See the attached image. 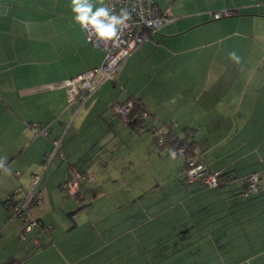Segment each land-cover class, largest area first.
Wrapping results in <instances>:
<instances>
[{
    "label": "crops",
    "instance_id": "obj_1",
    "mask_svg": "<svg viewBox=\"0 0 264 264\" xmlns=\"http://www.w3.org/2000/svg\"><path fill=\"white\" fill-rule=\"evenodd\" d=\"M155 1L171 20L70 104L66 80L104 58L73 22L71 0H0V157L11 172L19 153L35 152L13 166L20 178L0 171L3 236L14 233L0 264L12 255L17 264H264V184L249 191L243 181L264 173V0ZM129 95L179 134L191 128L199 159L234 177L185 181L183 155L160 152L114 111ZM55 137L62 145L44 166ZM76 169L91 178L67 195L62 183ZM40 171L43 203L30 214L46 227L21 240L23 220L4 199Z\"/></svg>",
    "mask_w": 264,
    "mask_h": 264
},
{
    "label": "built area",
    "instance_id": "obj_2",
    "mask_svg": "<svg viewBox=\"0 0 264 264\" xmlns=\"http://www.w3.org/2000/svg\"><path fill=\"white\" fill-rule=\"evenodd\" d=\"M133 4L136 5V10L132 12V20L128 22L129 27L121 34L118 46H112L110 44L105 45L103 43L98 44L95 38L90 42L88 33L83 30L87 40L92 45L104 51V58L99 65L91 67L66 80L65 84L68 89V101L71 104H82L87 99L90 92L103 81L113 79L119 65L147 38L148 34L158 31L164 24L171 20V17L162 10L155 0H124V3L117 5V10L124 6L131 9ZM231 13V11H224L213 13V15L214 17H221ZM149 24H151V26H149ZM129 109L130 103L116 106V110L124 115L122 118L126 121H128V119L125 115ZM30 127L37 133H42L44 135L49 134V128L42 123L34 122L30 124ZM53 142L54 150L46 154L44 166L47 165L55 151L62 145L60 137L55 138ZM188 164L189 167L186 170L185 181H203L209 185H219L218 172L210 170L199 158L194 156L190 157ZM40 176L41 173L39 172L32 175L29 187L26 190V197L24 201L19 203L21 214H25L27 229L34 227L37 222L34 221V219L32 220L29 214H26V210L23 212V209H26L33 201L37 205L43 203V195L35 189ZM90 178L91 175L89 172L84 173L76 169L72 171L71 176L65 181L62 187L67 189L68 193L77 195L81 193L82 181ZM243 181L244 183H248L247 189L252 191L259 185H262L261 181H264V176H261V173H254L248 175ZM21 237L24 238V234H21ZM34 241L38 242L37 238L34 239Z\"/></svg>",
    "mask_w": 264,
    "mask_h": 264
},
{
    "label": "trees",
    "instance_id": "obj_3",
    "mask_svg": "<svg viewBox=\"0 0 264 264\" xmlns=\"http://www.w3.org/2000/svg\"><path fill=\"white\" fill-rule=\"evenodd\" d=\"M126 103H130V109L125 115L126 118L128 119L129 126L141 134H144V133L151 134L152 141L158 147L160 152L165 151L166 153L170 154L174 151L176 154L183 155L185 159V176H186V170L189 167V164H188L189 158L192 156L199 158L198 153H197L196 140L193 137L194 132H191L192 129L189 127H185V133L182 135L179 134L177 131L173 129V126H171V123L164 122L156 118L153 112L147 109V107L145 106L141 98H138L134 95H129L126 99L120 102H117L113 105L114 111L117 112L120 117H123L124 115L120 114L116 110V106L123 105ZM55 138H53V140ZM50 152L51 151L47 152V154ZM71 174L72 172H70L69 176L66 178L65 181L68 180ZM229 174L230 172H218L219 186L225 185L230 179L234 177L233 175H229ZM261 176H264V173H261ZM65 181L62 183V185L65 183ZM261 184H264V181H261ZM245 186L247 188L248 183H245ZM26 190L22 195L18 196L17 190L13 189L8 193V196L4 199V203L7 209L13 212V216L20 218L24 222H25V214L24 215L21 214L19 203L21 201H24L26 197L25 196ZM33 205H37V204H35L34 201L31 202L26 207V209L25 208L23 209V212H25L26 210L27 211L26 214H29L30 218L32 220L34 219V221H36L37 224H35V226L32 227L31 229H27V225H25L27 222H25V224L22 227V234H24V239H27V231L35 230L33 232L34 234H36L39 230H42V228L44 229L46 227L40 218L34 217L30 214V208ZM38 226L39 228L37 229ZM33 237H32V240L34 241L35 238ZM42 244H45V242H42L39 240V243H37L36 246H39ZM20 259L21 257L12 255L8 257L6 260L2 261L1 264H17V262Z\"/></svg>",
    "mask_w": 264,
    "mask_h": 264
},
{
    "label": "clouds",
    "instance_id": "obj_4",
    "mask_svg": "<svg viewBox=\"0 0 264 264\" xmlns=\"http://www.w3.org/2000/svg\"><path fill=\"white\" fill-rule=\"evenodd\" d=\"M124 3V0H71L73 22L88 33L89 41L93 38L105 45L118 46V42L123 31L129 27L128 22L132 20V12L136 10L133 4L131 9L127 6L117 5ZM151 26V24H149ZM229 60L237 65L241 64V57L235 51L228 54ZM176 153H171V158L175 159ZM7 158L0 157V170L11 174L6 167Z\"/></svg>",
    "mask_w": 264,
    "mask_h": 264
},
{
    "label": "rangeland",
    "instance_id": "obj_5",
    "mask_svg": "<svg viewBox=\"0 0 264 264\" xmlns=\"http://www.w3.org/2000/svg\"><path fill=\"white\" fill-rule=\"evenodd\" d=\"M191 132H193L192 130H191ZM39 135H44V134H42V133H39ZM28 149V148H27ZM60 150V149H59ZM58 150V151H59ZM27 152H28V155H32V154H35V152L32 150V149H28V150H26ZM21 152V153H19V155H18V157H16L15 159H13V161L12 162H14V163H11V164H9V166H12V170H11V172L13 173V175H14V171H16V170H19V169H17V168H15V167H13V166H15L16 164H17V162H20V161H22L26 156H27V152ZM57 151V152H58ZM9 150H5V152H4V154L3 155H5V156H9ZM45 158H46V155H44L43 157H42V162L43 163H45L44 162V160H45ZM181 158V157H180ZM172 165H173V163H172ZM165 170L167 171L168 169H172V167H169V164L168 163H166V165H165ZM21 169H22V167H21ZM18 172H21V171H18ZM39 173H41V171L39 172ZM3 175H8L7 173H5L4 172V174ZM9 176V175H8ZM17 179L18 178H20V177H18L17 176V174H16V172H15V175H14ZM184 176H185V172H184ZM183 176V177H184ZM161 181V180H160ZM162 184V183H161ZM163 185H166V187H171V185H172V182H170L169 181V179L168 178H165L164 179V183H163ZM59 188H61L60 186H57V189H59ZM163 188V187H162ZM2 191V187H0V192ZM56 190H53V192H54V194L56 193L55 192ZM67 195H68V190L67 189H65L64 188V190H63ZM172 195V194H171ZM170 195V196H171ZM0 213H1V206H0ZM10 215H11V217L10 218H12V216H13V212H11L10 213ZM12 219H15V220H17V217H15V218H12ZM23 225L25 224V222L23 221V223H22ZM26 225V224H25ZM5 226H8V224H6ZM11 227H12V224H11ZM3 228H4V223L3 222H0V239H2V242L0 243L1 244V250L3 251V250H9V248H10V246H12L11 244V240L8 238V236H9V234H11L12 236H13V232H11L10 231V229L9 228H5V231H6V235L5 236H3ZM30 231V230H29ZM29 231H27V234H28V232ZM21 234H22V229L19 231V234H18V236H20V238H18V239H24L23 237H21ZM16 238H17V233H16ZM24 241V240H23ZM16 242H17V239H16Z\"/></svg>",
    "mask_w": 264,
    "mask_h": 264
}]
</instances>
